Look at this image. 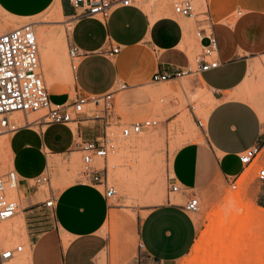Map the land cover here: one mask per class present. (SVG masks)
I'll return each instance as SVG.
<instances>
[{
    "label": "crops",
    "instance_id": "1",
    "mask_svg": "<svg viewBox=\"0 0 264 264\" xmlns=\"http://www.w3.org/2000/svg\"><path fill=\"white\" fill-rule=\"evenodd\" d=\"M135 1L116 9L105 22L78 18L79 9L71 0H0V15L31 20L59 6V15L73 25L68 41L79 52L73 87L91 96L124 84L126 99L146 100L144 111L154 115L151 98L157 94L149 89L157 85L153 74L191 68L206 39L197 37L202 24L198 17L175 16L168 0H140L141 6ZM206 8L218 42L219 66L199 73L213 102L204 141L189 142L173 155L171 178L181 188L180 203L168 197L113 236L112 208L102 190L87 181L69 180L71 160L82 154L83 142L102 135L103 120L82 115L68 125L23 127L10 135L9 147L12 168L20 179L18 191L26 200L29 264H144L140 254L148 264H175L190 252L199 226L181 205L192 195L216 196L222 181L241 176L238 156L256 143L264 120V0H206ZM117 94L110 123L121 120L114 112ZM49 100L63 104L71 98L68 92L49 91ZM261 153L257 170L264 167V147ZM64 164L68 168L62 174ZM42 174L49 177L47 193L31 185ZM52 182L60 188L54 190ZM49 194L56 198L52 221L46 220L42 205Z\"/></svg>",
    "mask_w": 264,
    "mask_h": 264
},
{
    "label": "rangeland",
    "instance_id": "2",
    "mask_svg": "<svg viewBox=\"0 0 264 264\" xmlns=\"http://www.w3.org/2000/svg\"><path fill=\"white\" fill-rule=\"evenodd\" d=\"M171 1L172 0H168L169 7ZM199 2L200 6L203 7V1L200 0ZM135 4L139 6L142 5L140 0H136ZM146 8L148 7L145 5L144 9L146 10ZM197 8H199V4ZM202 9H204V7ZM199 10L200 9H197V11ZM51 14L55 15V12L52 13L49 10L36 18L23 21H13L5 18L4 20L0 15V26L5 30L25 24H33V26H35L39 43L42 73L47 82L46 85L49 91L53 92V86L57 85L61 87L63 93L68 92L72 99L74 80L73 73L69 68L67 42L73 25H70L71 22L69 20L52 18L50 17ZM198 19H201V17ZM60 27H65L66 30L67 38L65 46L61 48V50L53 46L49 52H45L41 47L39 41L41 37H39L38 31L44 29L46 34H50L53 29L57 30V28ZM170 87L175 91H168ZM149 89H154L157 94L155 97L151 98L154 115L144 111L143 106L147 104L146 100L134 98L129 101L126 99L129 93L128 90H121L118 92L115 97L116 106L114 112L116 115L121 116V120L116 121L113 119L109 128L114 142V150L108 155L105 161L97 160L99 169L103 168L104 165L107 166V171H104V177L107 178L108 176V185L113 186L117 190L116 198L110 202L112 214L109 223L110 232L113 236L115 232L120 230L124 225H128L131 222L136 223L140 217L145 215L147 210L164 204L168 197L171 202L180 203L179 194H169V179L172 177L170 168L173 155L177 149L189 142L202 143L204 141L203 130L197 126L196 118L204 124L203 129H205L206 116L213 106L210 91H208L203 84L200 86L195 77L160 83ZM95 110L98 109L90 105L86 108L85 112L87 115H92L95 113ZM42 114L43 112H38L29 114L25 117L20 112H15L14 114L12 113L9 118L23 125L24 121L32 123ZM143 120H156L158 124L156 127L145 130L137 136L128 139L121 137L120 131L124 125ZM10 135H3L0 137L10 140ZM81 156L82 154L79 155L78 159L71 160L69 180L85 181V179L79 175L83 170ZM114 157L119 158V162L116 163V165L112 163ZM262 158L263 153L260 154L253 165L247 170V172H249L248 177H244V175H247L246 172L238 180L236 189H232L227 182L222 181L216 196H202L197 194L200 200V210L196 214L190 216L199 226L198 237L190 252L175 264H197V262L199 264L200 257H205L204 252L206 254L211 249L207 246H210L209 242L212 238L211 221L215 217L213 215L224 212L226 222H230L232 219L231 211L236 206V203H234L235 201H229V199L233 200L238 193L240 194V202L244 206L247 205V210H243L239 214L240 218H242V216H244L243 219L249 216L255 217L252 222L250 239L258 236L257 238H259V241L255 243L257 245L256 247V245L254 246L251 244L254 241L251 240L252 242L250 243V240H242L239 249L236 251L238 255H235V258L231 260L230 264H264V238H262V236L264 237V182H260L257 179L258 170L255 168L257 162H260ZM0 159V174L12 169V153L10 147L6 144H2L0 148ZM67 168L68 166L64 164V166L60 168V172L63 174ZM51 186L54 190L60 188L53 182ZM99 188L101 189V187ZM43 190L47 193L46 187H44ZM11 196L16 200V197L13 195ZM19 197V202L21 204L20 210L12 219L0 223V227L5 226V228L8 229L18 228L15 232V239L0 237V247L6 249L14 248L19 245L23 246V251L17 254L14 259L17 261H27L28 264L30 262V256L28 254L24 220L26 215L22 210L26 207V200L20 193ZM41 199L43 200V198ZM105 228L107 229V224ZM205 249H207V252ZM203 250L204 252L202 253ZM223 253L224 252L216 256L217 259H220L219 263H222L221 259L224 254H226ZM209 254L206 255V259L209 257ZM199 255L201 256L199 257ZM197 256L199 260H197ZM203 257H201V262L202 260L204 262L205 258ZM143 258L144 255L140 254L139 259L142 260L144 264H148V261ZM213 259L214 255L211 261H213ZM8 263H10V261L6 264ZM216 263L217 262H215V264Z\"/></svg>",
    "mask_w": 264,
    "mask_h": 264
},
{
    "label": "built area",
    "instance_id": "3",
    "mask_svg": "<svg viewBox=\"0 0 264 264\" xmlns=\"http://www.w3.org/2000/svg\"><path fill=\"white\" fill-rule=\"evenodd\" d=\"M199 0H172L171 8L175 16L181 18H199L201 29L197 33L199 39H206V43L200 46V52L193 59V66L186 70L170 68L169 70L152 76V82L156 84L166 83L173 80L195 77L201 86L199 73L216 69L218 62V42L211 29L208 18L206 0H202L203 7L198 6ZM133 0H71L72 6L79 9L77 17L96 18L105 22L108 17L119 7L133 5ZM197 9H200L197 11ZM118 47L112 50V54L118 52ZM67 57L69 68L72 72L77 69L79 52L74 44L67 42ZM124 84L101 95H84L73 87V98L70 102L63 104H52L49 100V89L46 85L39 56V46L33 24H25L9 30L0 27V136L10 135L19 129L31 124H55L68 125L78 122L80 116H87L91 119L103 120V133L92 141L83 142L79 150L82 152L81 161L83 170L79 175L94 186L101 187L104 198L112 202L117 195V190L108 185L104 171L107 166L98 168L97 160L105 161L114 150V142L111 137L109 120L112 112V101L116 93L125 90ZM93 105L96 109L92 115H87L85 110ZM20 112L23 116L43 112L35 121L23 125L11 120L12 113ZM197 126L204 131V124L196 118ZM158 121L143 120L124 125L120 135L124 139L141 134L145 130L156 127ZM264 147V120L260 122L259 137L254 145L241 152L238 156L240 164L245 168L250 166L260 156ZM107 176V174H106ZM231 178L228 184L236 189V183L241 178ZM257 179L264 182V167L257 171ZM19 176L15 170L9 169L0 174V223L12 219L20 210L18 198ZM169 194L180 193V186L169 179ZM31 185L44 188L49 186L48 175L42 174L31 181ZM16 194V200L12 194ZM56 198L48 195L43 201V208L47 211L46 220H53V211ZM183 211L188 214H196L200 210V200L195 195L189 197L181 205ZM23 210V209H22ZM23 251V246L2 249L0 247V264L15 258Z\"/></svg>",
    "mask_w": 264,
    "mask_h": 264
},
{
    "label": "bare ground",
    "instance_id": "4",
    "mask_svg": "<svg viewBox=\"0 0 264 264\" xmlns=\"http://www.w3.org/2000/svg\"><path fill=\"white\" fill-rule=\"evenodd\" d=\"M55 15L53 14L52 18H56V19H62V17L59 15L60 14V11H59V6L55 9ZM53 12V13H54ZM1 27V26H0ZM2 28V27H1ZM3 29V28H2ZM34 29H35V26H34ZM5 30V29H3ZM36 32V30H35ZM39 37H41L39 40L40 43H41V47L42 49L45 51V52H49L51 50V48L54 46L56 49L58 50H61V48H63L65 46V41H66V38H67V34H66V30H65V27L62 28H57V30H52V32L50 34H46L45 30L42 29V30H39ZM37 36V34H36ZM37 42H38V37H37ZM39 44V43H38ZM40 61H41V58H40ZM41 67H42V64H41ZM73 73V72H72ZM44 76V75H43ZM45 79V78H44ZM46 81V80H45ZM47 83V82H46ZM204 84V83H203ZM178 86V85H177ZM53 92L55 93H63V90L61 89V87L55 85L53 86ZM49 89V88H48ZM177 89V88H176ZM201 94V93H200ZM17 113V112H16ZM14 114V113H13ZM30 123V122H28ZM4 137H0V148L2 146V144H6L9 146V141L8 139H3ZM108 158V157H107ZM119 158H116L114 157L112 159V163L114 165H116V163L119 162L118 160ZM1 160V159H0ZM252 166V165H251ZM249 169V168H248ZM247 169V170H248ZM2 170V169H1ZM247 170L245 171V173L247 172ZM244 173V174H245ZM248 173L247 172V175H244V177H248ZM108 178V176H107ZM14 197H16V194H12ZM18 198H19V194H18ZM229 201H235L234 203H236V206L234 207V209L231 211V215H232V219L230 220V222H226V216L224 214V212H220L218 215H213L215 216L214 219L211 221V229H212V233H211V240L209 242L210 246L208 245L207 247L208 248H211L208 252H207V249L206 250V254L204 252V250L202 251V253L204 252V256H201L199 255V257H203L205 258L204 259V262L202 260L201 262V257H200V260H199V257L197 260H199V264L202 263V264H215V262H217L216 264H218L220 261V259H217L216 256L218 254H221L222 252L226 253L224 254V259L222 257L221 259V262L222 263H219V264H230L231 260L233 258H235V255L237 254L236 251L239 249L240 247V242L244 239L246 240H250V243L252 241L251 244H253L254 246L256 245L255 243H257L259 241V238H252L250 239L251 237V229H252V222H253V219H255V217L253 218V216H249L245 219H243L244 216H242V218H240V213L243 211V210H247V205L244 206L241 202H240V194L238 193V195L235 196V198L232 200V199H229ZM231 203V202H230ZM231 205V204H230ZM235 205V204H233ZM20 207H21V204H20ZM232 207V205H231ZM252 213V212H251ZM248 216V214H247ZM257 219V218H256ZM24 222V221H23ZM22 222V223H23ZM255 223V221H254ZM16 230H18V228H14V229H8V228H5V226L3 227H0V237L1 238H12V239H15V232ZM261 237V236H260ZM262 238H264L262 236ZM254 239V240H253ZM252 240V241H251ZM261 240V238H260ZM259 246V244H258ZM243 247V246H242ZM257 247V245H256ZM259 248V247H258ZM212 252H215V253H212ZM218 252V253H216ZM220 252V253H219ZM210 253V254H209ZM209 254L206 259V255ZM213 255H214V259L213 261H211V258H213ZM238 255V254H237ZM245 255V254H244ZM247 255V254H246ZM212 256V257H211ZM238 257V256H237ZM247 257V256H246ZM216 258V259H215ZM14 259V258H13ZM12 261L10 260V263L8 264H27V261H24V260H19L17 261L16 259H14ZM210 259V261H209ZM247 259V258H246ZM196 261V259H195ZM9 262V261H8ZM214 262V263H213ZM7 263V262H6ZM5 263V264H6ZM195 263V262H194ZM29 264V263H28ZM198 264V262H197Z\"/></svg>",
    "mask_w": 264,
    "mask_h": 264
}]
</instances>
